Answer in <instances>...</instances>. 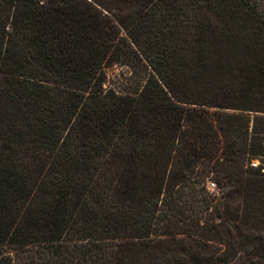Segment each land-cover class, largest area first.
<instances>
[{
	"label": "trees",
	"instance_id": "trees-1",
	"mask_svg": "<svg viewBox=\"0 0 264 264\" xmlns=\"http://www.w3.org/2000/svg\"><path fill=\"white\" fill-rule=\"evenodd\" d=\"M0 264H264V0H0Z\"/></svg>",
	"mask_w": 264,
	"mask_h": 264
},
{
	"label": "rangeland",
	"instance_id": "rangeland-1",
	"mask_svg": "<svg viewBox=\"0 0 264 264\" xmlns=\"http://www.w3.org/2000/svg\"><path fill=\"white\" fill-rule=\"evenodd\" d=\"M106 73V83L104 89L112 90L117 94L131 92L133 88L130 86L132 78L135 76L136 72L130 67L124 66L122 64L114 65L105 70ZM81 143L77 144L76 151L80 152L82 150ZM209 189L213 188L208 185Z\"/></svg>",
	"mask_w": 264,
	"mask_h": 264
},
{
	"label": "built area",
	"instance_id": "built-area-1",
	"mask_svg": "<svg viewBox=\"0 0 264 264\" xmlns=\"http://www.w3.org/2000/svg\"><path fill=\"white\" fill-rule=\"evenodd\" d=\"M210 185H211V187L214 189V185H213V184H210ZM208 189H209V187H208ZM213 189H212V190H213Z\"/></svg>",
	"mask_w": 264,
	"mask_h": 264
}]
</instances>
